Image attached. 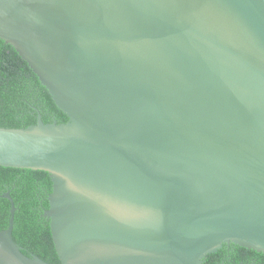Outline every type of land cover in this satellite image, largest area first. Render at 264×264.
<instances>
[{
	"label": "water",
	"instance_id": "water-1",
	"mask_svg": "<svg viewBox=\"0 0 264 264\" xmlns=\"http://www.w3.org/2000/svg\"><path fill=\"white\" fill-rule=\"evenodd\" d=\"M0 39L66 122L0 126L44 170L59 264L264 253V0H0ZM0 230V264H48Z\"/></svg>",
	"mask_w": 264,
	"mask_h": 264
},
{
	"label": "trees",
	"instance_id": "trees-1",
	"mask_svg": "<svg viewBox=\"0 0 264 264\" xmlns=\"http://www.w3.org/2000/svg\"><path fill=\"white\" fill-rule=\"evenodd\" d=\"M37 113L44 123L68 119L27 62L0 39V126L26 127L36 123ZM51 185L44 170L0 166V230L8 225L10 202L2 196L8 191L15 206L14 242L28 256L59 264L49 219L43 215ZM202 260L203 264H264V253L231 242L205 254Z\"/></svg>",
	"mask_w": 264,
	"mask_h": 264
}]
</instances>
